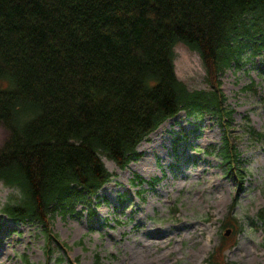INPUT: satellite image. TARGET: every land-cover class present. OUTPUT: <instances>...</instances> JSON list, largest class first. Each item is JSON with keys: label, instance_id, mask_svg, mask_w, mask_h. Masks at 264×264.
Wrapping results in <instances>:
<instances>
[{"label": "trees", "instance_id": "1", "mask_svg": "<svg viewBox=\"0 0 264 264\" xmlns=\"http://www.w3.org/2000/svg\"><path fill=\"white\" fill-rule=\"evenodd\" d=\"M239 36L264 43V0H0V181L20 193L1 212L43 227L48 263L66 259L51 250L67 249L52 232L54 213L77 204L96 213L93 199L112 177L102 156L127 168L181 111L220 119L222 143L208 154L243 183L221 89ZM179 44L199 53L207 90L178 77ZM246 133L264 141L254 127ZM257 218L264 223V207ZM223 227L208 264H235L223 253L245 225L230 215Z\"/></svg>", "mask_w": 264, "mask_h": 264}, {"label": "rangeland", "instance_id": "2", "mask_svg": "<svg viewBox=\"0 0 264 264\" xmlns=\"http://www.w3.org/2000/svg\"><path fill=\"white\" fill-rule=\"evenodd\" d=\"M263 44L261 36H239L238 54L221 75L225 104L233 111L227 133L240 154L243 183L208 154L222 143L220 119L181 111L139 144L140 157L127 168L102 156L112 177L93 199L92 219L82 204L54 213L52 232L67 249L51 250L66 257L62 264H208L230 215L245 228L224 251L225 260L264 264V223L257 218L264 207V141L246 133L249 126L264 133ZM175 55L178 77L192 90H207L199 53L179 44ZM7 137L0 124V147ZM19 198L18 189L0 181V264H55L48 263L40 224L1 212Z\"/></svg>", "mask_w": 264, "mask_h": 264}, {"label": "water", "instance_id": "3", "mask_svg": "<svg viewBox=\"0 0 264 264\" xmlns=\"http://www.w3.org/2000/svg\"><path fill=\"white\" fill-rule=\"evenodd\" d=\"M229 234H230V231L228 230L227 235H229Z\"/></svg>", "mask_w": 264, "mask_h": 264}, {"label": "bare ground", "instance_id": "4", "mask_svg": "<svg viewBox=\"0 0 264 264\" xmlns=\"http://www.w3.org/2000/svg\"><path fill=\"white\" fill-rule=\"evenodd\" d=\"M157 136V134H155V137Z\"/></svg>", "mask_w": 264, "mask_h": 264}]
</instances>
